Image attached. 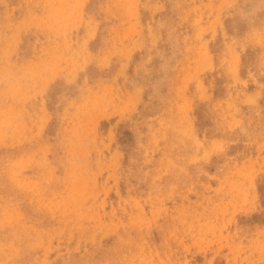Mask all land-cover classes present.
Segmentation results:
<instances>
[{
  "label": "rangeland",
  "instance_id": "obj_1",
  "mask_svg": "<svg viewBox=\"0 0 264 264\" xmlns=\"http://www.w3.org/2000/svg\"><path fill=\"white\" fill-rule=\"evenodd\" d=\"M263 185L264 0H0V264H264Z\"/></svg>",
  "mask_w": 264,
  "mask_h": 264
},
{
  "label": "trees",
  "instance_id": "obj_2",
  "mask_svg": "<svg viewBox=\"0 0 264 264\" xmlns=\"http://www.w3.org/2000/svg\"><path fill=\"white\" fill-rule=\"evenodd\" d=\"M60 91L56 92V90L52 88V90L50 91V100H49V105H50V109L52 110H55L56 108V99H57V95L59 94ZM131 132L129 130H125L123 131L121 134L119 133L118 135V140L120 141V143L124 144L126 142L129 141V139L131 138ZM264 188V185L260 188V191H262ZM260 217H261V214H255L253 216L252 219H255V220H260ZM260 221H264L263 219L260 220Z\"/></svg>",
  "mask_w": 264,
  "mask_h": 264
}]
</instances>
